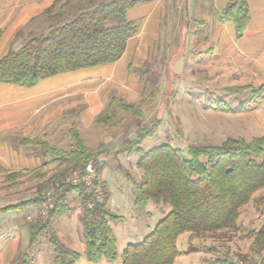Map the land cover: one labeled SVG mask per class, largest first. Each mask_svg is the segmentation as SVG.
<instances>
[{"label":"rangeland","instance_id":"1","mask_svg":"<svg viewBox=\"0 0 264 264\" xmlns=\"http://www.w3.org/2000/svg\"><path fill=\"white\" fill-rule=\"evenodd\" d=\"M55 1L52 13L56 12L57 15L54 17L48 19L47 12L35 14V23L19 27L11 39L9 29L0 30L2 56L7 50L20 47L29 37L45 34L50 26L73 16L79 11L80 4L83 10L106 0ZM137 13L134 9L128 17H136L138 22ZM178 18L176 22L179 24L181 17ZM163 21L165 25L160 26L155 44L158 45L157 53L153 52V56H150L151 51H147V58H139L130 51L129 45L125 57L115 65L114 70L110 67L112 65H103L100 68L65 71L44 78L33 87H25L28 93L32 91L34 94L28 100L32 101L31 106L36 107L42 99L53 101L47 105L48 108L51 107L48 110L51 122L44 126L47 134L53 132L52 137L46 140L42 138L44 135L39 134L34 138L45 140L57 148L68 149L71 143L69 128L74 124L84 143L100 154L96 182L100 189L104 188L109 192L107 202L110 211L122 217L120 221H110V228L117 241L116 260L102 259L100 263H91L84 256L85 239L81 229L80 200L76 192H69L66 203L71 207L70 212L52 219L50 225L61 243L72 251L79 252V259L75 264H120L121 253L126 245L141 241L168 211L167 204L155 200H149L144 209L136 208L132 201L133 182L139 181L142 172L136 166L139 155L124 151L123 147L143 128L150 127L153 122H160L154 135L142 142L140 147L145 151L167 143L186 153L190 145H216L228 137L250 140L264 135V103L242 112L223 111L210 108L209 105L212 100H224L233 108L248 97L250 92L231 97L224 90L240 85L252 87L255 83L235 82L228 71L231 67L218 63L215 58L211 59V63L206 59L202 60L191 48H185L184 40L181 44L168 45L170 41L167 40L166 26L172 18L166 15ZM178 38L179 41L182 39L180 36ZM200 42L199 38L197 44ZM199 49L197 47L195 52ZM181 53L185 55L184 59L170 57L171 54L180 56ZM128 63H131V67L127 69L125 67ZM218 67L226 72L219 73ZM107 74H111L108 79L104 77ZM2 90L0 130L4 131L19 119L20 112L28 109V103L24 104V100H17L15 97L7 99L8 91ZM113 97H120L125 103L135 106L133 109L118 108L116 116L108 121L109 124L97 122V116L107 108ZM96 105L100 108L99 113L93 121L85 120L84 112ZM44 113L37 112L35 117L47 121ZM81 113L83 122L78 124ZM0 143V208L30 198H43L38 203L0 211V264H50L53 254L52 247L46 243L47 233L41 234L37 242L29 247L26 223L44 221L52 207L51 190L61 182L74 185L72 178L79 174V170H64L62 165L55 162L40 168L38 164L48 158L42 156L38 147H21L13 137H3ZM19 151L27 152L29 160L19 156ZM24 168L40 169L34 173L21 172ZM7 172H16L13 173L16 175H8ZM240 210L236 230L202 234L191 239L188 238V232L180 234L176 238L178 251L186 250L189 240L197 250L180 255L172 264H211L217 258L225 259L231 264H264V247L257 249L252 244L253 237L246 236L264 226V186L251 195ZM25 259L27 263L24 262Z\"/></svg>","mask_w":264,"mask_h":264},{"label":"trees","instance_id":"2","mask_svg":"<svg viewBox=\"0 0 264 264\" xmlns=\"http://www.w3.org/2000/svg\"><path fill=\"white\" fill-rule=\"evenodd\" d=\"M139 1L98 2L50 26L45 34L29 37L19 48L9 49L0 57V83L33 87L40 80L65 71L92 69L116 62L123 56L127 41L138 32L137 24L125 15ZM248 9L247 0H228L222 11H212L213 18L218 22H232L239 37L250 20ZM199 34L202 35L199 37L201 40H206L203 30L196 32V35ZM224 91L231 97L247 92L250 95L233 108L224 100H212L210 108L242 112L264 103V83L257 87L234 86ZM134 106L120 97H113L107 108L97 116V122L109 124L118 108L133 109ZM159 125L160 122L156 121L143 128L123 150L139 155L136 166L142 173L139 181L133 182L132 186L134 206L144 209L149 200H155L167 204L169 209L141 241L126 245L120 264H172L180 255L197 250L189 240L187 249L178 251L176 238L180 234L188 232L191 239L202 234L236 230L240 209L251 195L264 186V135L250 140L228 137L216 145H190L186 153L167 143L143 150L140 147L142 142L154 135ZM68 136L71 143L65 150L34 137L23 138L19 145L39 148L42 156L48 158L38 164L40 168L55 162L64 170L78 169L82 174L87 164L91 163L95 164L99 174L97 161L100 154L84 143L74 124L70 126ZM37 169L24 168L21 172L34 173ZM13 173L16 172H7L8 175H16ZM101 189V198L96 199L82 181L74 185L61 182L54 186L51 190L52 207L44 221L26 223L29 231L27 245L31 247L46 232V243L52 247L53 254L50 264H75L79 252L61 243L50 225L52 219L70 212L66 195L74 191L81 205L84 256L91 263H100L102 259L116 260L117 241L110 221H120L122 217L110 211L107 202L109 192ZM42 199L39 196L18 204H8L0 211L38 203ZM246 236L253 237L252 244L257 249L264 247V226ZM24 262L27 263V259ZM211 264L231 263L217 258Z\"/></svg>","mask_w":264,"mask_h":264},{"label":"crops","instance_id":"3","mask_svg":"<svg viewBox=\"0 0 264 264\" xmlns=\"http://www.w3.org/2000/svg\"><path fill=\"white\" fill-rule=\"evenodd\" d=\"M227 1L228 0L139 1V3H137L135 6L128 9L127 14L125 15L129 20H132L137 24V34L127 41L126 50L124 54H122L123 56L116 62L106 65H112L110 67L114 70L115 65H118L117 63L125 57L129 45L131 46L130 51L142 59L147 58V51H151L150 56H153V52L157 53L158 45L155 44L158 39V33L161 28L160 26L165 25V21L162 22V19H165L166 15H170L172 21L168 26H166V32L168 33L167 40L170 41L168 42V45L171 43H174V45L178 43L181 44L182 40H184L185 48H191L194 54H196L202 60L206 59L210 62L211 59L213 60L215 58L218 63H223V65H228L231 67L232 69H229L228 71H230L229 73L232 75L230 78L235 82L242 84H252L254 82V86L256 87L260 84H263L264 0H247L250 20L249 23H247V29L243 35L239 37L236 35L235 27L232 25V22H218L213 18L212 11H222L226 6ZM53 2L56 1L0 0V30L2 28L6 30L9 29L8 33L9 38L11 39L14 37L15 32L19 27L35 23L33 19L35 14L37 15V13L42 14L43 12H47L48 19L50 17H54L57 15V13H52L55 9V3ZM71 7L69 10H71ZM81 8L83 7L80 4L79 11L82 10ZM134 9L138 11L136 14L139 16L138 22L136 21V17H128V15ZM178 17H181L179 24L176 22L179 19ZM201 22H203V25H200ZM47 26H49V23ZM199 30H203L206 40H201V42L197 44V38H199V36L196 35V32ZM178 36L182 38L180 41L178 40ZM197 47H200V49L195 52ZM170 57H181L184 59L185 55H183V53H181L180 56L171 54ZM101 66L103 65L96 67L100 68ZM130 67L131 63H128L125 68L128 69ZM217 71H219V73L226 72V70H223L221 67H218ZM110 75L111 74H107L104 75V77L108 79ZM94 79H97V77H94ZM1 86L9 87L2 88ZM2 89L8 91L9 94L7 95V99L15 97L18 98L17 100H24L22 102H24V104L28 103V109L26 108L23 113H19V119L17 118L15 120L10 129H6L4 131L0 130L1 140L3 137H13V139L17 141V144L19 145L20 140L23 138H32L39 134L44 135L42 138L46 140L52 137L51 134L53 132L47 134L44 127L48 122H51L50 116H48V113H50L48 110L51 109V107L48 108L47 105L53 102L52 99L51 101L48 99H42L39 105L33 107L31 106L32 101L28 102V100H31V97L34 96L32 91L31 93H28V90H26V88L23 86L0 83V98L3 92ZM15 110H17V112L19 111L17 108ZM99 111L100 108H98V105L94 106L93 109L87 110L84 112L85 120L93 121L95 115L99 113ZM37 112H45L43 116L46 114L45 119L48 120H41L40 117H35ZM81 122H83V113L80 114L79 119L77 120L78 124H81ZM25 151H19L21 152L19 156L29 160V155H27V152ZM18 167L19 165L17 164L16 168Z\"/></svg>","mask_w":264,"mask_h":264},{"label":"built area","instance_id":"4","mask_svg":"<svg viewBox=\"0 0 264 264\" xmlns=\"http://www.w3.org/2000/svg\"><path fill=\"white\" fill-rule=\"evenodd\" d=\"M83 174V175H82ZM82 174H78L72 178L73 183H78L79 181H83L87 189L91 191L96 199L101 198V189L99 188L98 182H96V166L95 164L88 163L85 167V170ZM81 175V176H79ZM82 179V180H81ZM89 206L91 204L89 203Z\"/></svg>","mask_w":264,"mask_h":264}]
</instances>
